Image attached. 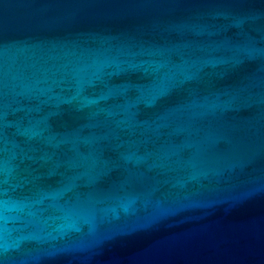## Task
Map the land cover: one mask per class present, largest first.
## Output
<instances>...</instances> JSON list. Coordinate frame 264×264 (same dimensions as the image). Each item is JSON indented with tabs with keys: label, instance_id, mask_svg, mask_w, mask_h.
<instances>
[{
	"label": "water",
	"instance_id": "95a60500",
	"mask_svg": "<svg viewBox=\"0 0 264 264\" xmlns=\"http://www.w3.org/2000/svg\"><path fill=\"white\" fill-rule=\"evenodd\" d=\"M0 264H264V0H0Z\"/></svg>",
	"mask_w": 264,
	"mask_h": 264
}]
</instances>
